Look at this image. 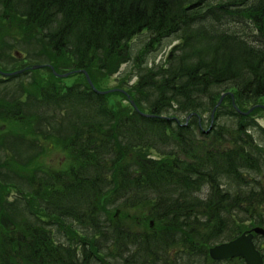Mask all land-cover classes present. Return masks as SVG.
Wrapping results in <instances>:
<instances>
[{"label":"trees","instance_id":"trees-1","mask_svg":"<svg viewBox=\"0 0 264 264\" xmlns=\"http://www.w3.org/2000/svg\"><path fill=\"white\" fill-rule=\"evenodd\" d=\"M1 26L38 33L23 60L47 67L0 77L26 96H0V264H246L209 250L246 222L264 228V109L245 114L264 105V0H0ZM144 32L140 68L150 47L180 41L127 92L151 117L82 72L106 90Z\"/></svg>","mask_w":264,"mask_h":264},{"label":"rangeland","instance_id":"rangeland-1","mask_svg":"<svg viewBox=\"0 0 264 264\" xmlns=\"http://www.w3.org/2000/svg\"><path fill=\"white\" fill-rule=\"evenodd\" d=\"M21 28H19L18 30H20ZM25 30L22 29V34H18L17 31L13 28V29H9L8 27L5 26H1L0 27V69H4V71L8 72L11 71V69L16 65L18 66H22L24 63L23 59H27L28 58V54H31L30 51H38L36 47L34 46H38L39 42L35 41L31 38L33 36H38V33H36V35H34L33 33H31L29 30ZM149 34L144 32L140 35H138L137 37H135L132 40L131 46H132V53H133V59L132 61H130L129 63L125 64L122 66L120 72H118L117 74L114 75H109L108 77L104 78V80H101L102 83V87L103 89L106 90H121L123 89L126 93L129 92L131 90V88L133 86L136 85V83L138 82V77L140 74V71L146 67H152L154 65H160L163 64L164 61L166 60V57L168 55V53L171 51V49L178 44L180 41L178 39L177 36L171 37L169 39H166L165 41L162 42V44L158 45L154 50V47H150L149 50H147V55H145L144 59H145V63L141 66L140 65L137 66L136 64V60H134L136 58V56H139L142 52V50L144 49V47L146 46V44L148 43L149 40ZM31 38L30 42L28 39ZM24 41V42H23ZM27 43H26V42ZM22 42L24 43L22 45ZM34 45V46H31ZM10 46V47H7ZM153 50V51H152ZM151 51V52H150ZM7 54V55H6ZM144 55V53H143ZM11 56H13L14 58H11ZM8 57L10 58V60H8ZM14 61H17V64L14 63ZM33 61V59H30V61H27L24 63V65L28 64L29 66H33V65H42L41 62L40 63H34L31 62ZM26 67V66H25ZM23 69V68H22ZM44 74H48L47 72H43ZM50 77V75H47ZM26 80H24L26 82V84L28 85L29 88V82L30 79L28 77H25ZM79 80V79H78ZM81 82H84V78L81 76ZM45 81V80H44ZM76 79L73 78L70 83L75 82ZM17 84V83H16ZM15 84V85H16ZM15 85H9L6 86L5 88L0 85V96H6L7 99H11V96H14V94L17 95V100L15 101V104L17 106H19V104L21 103L22 100H24L26 98V96H22V94H20V92L17 91V89L15 90L14 87ZM98 88H101V86L99 85ZM64 100V99H62ZM111 101H113V103H111L112 105H121L122 107L128 105V102L125 101L122 97H112ZM264 100L260 101L259 103H263ZM60 107L61 109H64V107L66 106V102H63V104L61 103ZM254 107V106H253ZM66 108V107H65ZM77 110L73 109V112L71 114H76ZM257 116H259L258 121L259 124L264 127V112L259 113ZM63 121H59L60 123H58L56 126L61 127L62 129L66 128V132L71 128L70 127V120L67 119V121L64 119V116L62 117ZM26 123L22 124V128L21 130H24V128H28V127H24ZM205 128H208V125H205ZM53 132V131H52ZM10 132H7V134H9ZM22 133V132H21ZM4 134H6V131H4V133L0 134V136H3ZM24 135V133H22ZM35 148L36 150H42L44 147H47L49 143H51L50 141H46L44 143H41L39 141L35 142ZM260 143L262 145H264V140L262 139L260 141ZM54 145V142L52 143ZM23 147V146H21ZM24 147H27V144H24ZM48 156V161L47 164L51 167L57 168L59 167L61 161H66V155L62 154L60 151H56L55 152H51V154L47 155ZM253 175V174H251ZM252 177V176H251ZM259 179H263L264 181V173L256 176ZM254 175L253 178L257 179ZM141 215H145L146 213L142 210L140 212H138ZM245 229H243V231L249 230L253 227L256 226H252L250 222H246L245 224ZM145 227L143 224H141L140 226L136 227V230L141 231L144 230ZM242 231V232H243ZM262 241V240H261ZM259 242V241H258ZM258 244V243H257Z\"/></svg>","mask_w":264,"mask_h":264},{"label":"water","instance_id":"water-1","mask_svg":"<svg viewBox=\"0 0 264 264\" xmlns=\"http://www.w3.org/2000/svg\"><path fill=\"white\" fill-rule=\"evenodd\" d=\"M42 67L44 66L41 65L34 66L33 68H42ZM0 74L5 76H10V75H15L16 73L8 74L0 71ZM55 74L56 76L59 77H67L68 75H70V74L58 75L57 73ZM86 76L92 88L96 90L89 76L87 74ZM98 93L104 94L109 92H98ZM132 104L135 107V104L133 102ZM255 235H260L264 237V229L260 227H256L252 230L246 231L241 236L230 242H225L211 248L209 251L210 257L214 261H228L235 258H242L243 260H245L246 264H264V259L262 257V254L257 249L254 243Z\"/></svg>","mask_w":264,"mask_h":264}]
</instances>
